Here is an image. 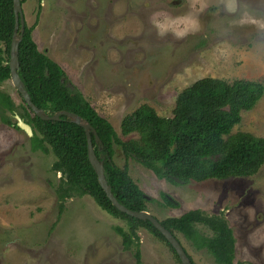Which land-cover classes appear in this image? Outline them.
<instances>
[{
	"label": "rangeland",
	"instance_id": "obj_1",
	"mask_svg": "<svg viewBox=\"0 0 264 264\" xmlns=\"http://www.w3.org/2000/svg\"><path fill=\"white\" fill-rule=\"evenodd\" d=\"M24 22L38 50L58 61L121 140L120 121L141 103L170 116L177 93L201 76L248 78L263 91L230 132L264 137V0H23ZM37 12V14H36ZM36 17V20H35ZM168 28L158 34L156 23ZM176 32L185 35L177 38ZM5 56V53H3ZM13 110L20 96L0 81ZM30 136L0 119V264H176L170 246L145 226L102 209L91 195L63 196L55 155L32 149ZM45 144V143H44ZM111 159L125 167L157 219L189 208L223 217L233 235L236 264H264V161L247 175L172 182L111 141ZM164 192L177 204L165 203ZM205 235L210 229L195 223ZM121 228L128 235L123 247ZM194 264H220L204 246L174 230ZM139 249V258L133 251Z\"/></svg>",
	"mask_w": 264,
	"mask_h": 264
},
{
	"label": "trees",
	"instance_id": "obj_2",
	"mask_svg": "<svg viewBox=\"0 0 264 264\" xmlns=\"http://www.w3.org/2000/svg\"><path fill=\"white\" fill-rule=\"evenodd\" d=\"M33 24H23L17 45L16 69L30 100L47 114L56 110L74 112L94 128L100 141L97 143L90 131L94 153L102 161L111 193L126 207L144 209L147 197L125 167L112 161V140L117 141L123 151L141 165L172 182L176 181L175 178L185 182L207 177L247 175L256 171L264 161L263 136L243 130L230 132L232 125L240 119V110L250 108L261 95L262 82L243 77L231 80L213 76L196 78L177 93L170 116L157 114L147 103H141L124 114L120 121L121 131H136L139 137L121 140L111 123L98 114L82 92L68 80L63 68L37 49L30 36ZM12 29V1L0 0V81L9 77L7 60ZM20 101L21 109H17L16 113L32 128L29 137L31 148L46 150L47 144L55 155L51 167L61 173V186L55 189L57 192L63 196L87 193L106 212L125 218L131 230L145 226L170 246L149 220L128 215L110 203L87 159L81 124L62 113L56 119H42L21 96ZM12 104L7 93L0 90V119L17 128L14 121L4 114L5 109H14ZM160 195L166 204H177L166 193L160 192ZM159 221L174 235V230L179 231L194 244L204 246L217 263L236 264L232 260L233 235L222 216L203 214L197 208H189L177 216H167ZM195 223L205 225L211 233H200ZM117 231L123 247L127 248V233L121 228ZM170 248L177 258L176 264H181L173 248ZM133 255L138 260V248ZM188 257L190 264H194Z\"/></svg>",
	"mask_w": 264,
	"mask_h": 264
},
{
	"label": "water",
	"instance_id": "obj_3",
	"mask_svg": "<svg viewBox=\"0 0 264 264\" xmlns=\"http://www.w3.org/2000/svg\"><path fill=\"white\" fill-rule=\"evenodd\" d=\"M12 1V11H13V29L11 39L9 41L8 48V60L7 65L9 69V79L16 89V91L20 94L24 102L31 108V110L42 119H56L58 118V114L62 113L66 115L70 120L75 121L82 125L85 133L86 140V155L87 159L95 172L96 180L104 191L106 197L110 200V203L118 210L127 213L128 215L134 216L139 219H147L150 223L161 233V235L165 238V240L170 244L176 253L178 259L181 264H190V259L180 243L179 239L163 224L160 223L159 219H157L154 215L149 213L146 209H131L126 207L122 203H120L116 197L111 193L109 184L107 183L104 173L102 161L99 159L93 150V146L90 138V131L93 133L95 140L99 143V138L94 130V128L86 121H84L79 115L74 112L68 110H56L51 114L45 113L41 108L37 107L29 97L27 90L24 87L23 82L21 81L16 69L18 67V58H17V45L18 41L21 38L24 18L21 8L20 0H11ZM12 116L14 118V124L23 130L28 136L32 134V128L29 123L23 120L22 117L19 116L18 113L13 112ZM175 180L181 181L177 178Z\"/></svg>",
	"mask_w": 264,
	"mask_h": 264
},
{
	"label": "clouds",
	"instance_id": "obj_4",
	"mask_svg": "<svg viewBox=\"0 0 264 264\" xmlns=\"http://www.w3.org/2000/svg\"><path fill=\"white\" fill-rule=\"evenodd\" d=\"M154 23H156V27L159 30L158 31L159 35L163 36V35H165L167 33L168 28L165 25H162L159 22H155V21H154ZM175 35L177 36V38H181V37H183L185 35V33L184 32H176Z\"/></svg>",
	"mask_w": 264,
	"mask_h": 264
},
{
	"label": "crops",
	"instance_id": "obj_5",
	"mask_svg": "<svg viewBox=\"0 0 264 264\" xmlns=\"http://www.w3.org/2000/svg\"><path fill=\"white\" fill-rule=\"evenodd\" d=\"M58 63V61H56ZM59 64V63H58ZM61 66V65H60Z\"/></svg>",
	"mask_w": 264,
	"mask_h": 264
}]
</instances>
